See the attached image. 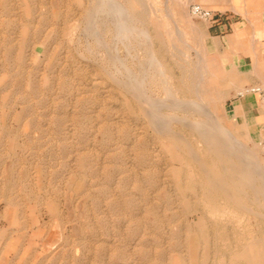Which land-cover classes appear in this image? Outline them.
Returning <instances> with one entry per match:
<instances>
[{"label": "rangeland", "instance_id": "1", "mask_svg": "<svg viewBox=\"0 0 264 264\" xmlns=\"http://www.w3.org/2000/svg\"><path fill=\"white\" fill-rule=\"evenodd\" d=\"M142 1L137 26L150 30L177 98L200 96L264 167V138L254 142L224 109L235 93L232 53L223 57L209 22L191 14L199 2ZM94 5L0 0V226L16 229L17 256L32 264H264V196L231 181L226 192L217 184L205 193L206 171L227 177L222 161L179 117L213 125L191 106H161L177 117L165 125L143 111L131 86L151 70L143 66L150 47L114 36L111 16ZM150 74L147 96L163 99L162 78Z\"/></svg>", "mask_w": 264, "mask_h": 264}, {"label": "bare ground", "instance_id": "2", "mask_svg": "<svg viewBox=\"0 0 264 264\" xmlns=\"http://www.w3.org/2000/svg\"><path fill=\"white\" fill-rule=\"evenodd\" d=\"M144 3L145 2H143L142 0H96V5H94V7H95L94 12H97V11L103 12L104 11V14L108 13L109 16H111V18L113 20L112 22L114 23L113 27L115 29L114 36H117V37L119 36V38L123 39L126 42H130L131 40H133V41L137 42L136 43L137 45H138V43L139 44L142 43V45H144V46L146 45V46L150 47V49L148 50V54L146 56V59L144 60L145 63L143 66H147V67L151 68V70L150 71L146 70L142 66V68H143L142 75L139 76L138 79H136V85H133L135 83L132 84V82H131V84L133 85L131 87H133V89L135 91L134 92L135 96L137 97L139 104L141 103V107H142L143 111L146 114L153 116V118H155L159 123H162V124H163V122L173 121L174 119L177 118L174 116L175 113L174 114L173 113H162L163 111L160 109V107L163 105H168V106H172V107L176 106V107H181V108L184 107L185 109H188V107L191 106L190 108H192L194 111H197L198 113L204 114L207 117V119L210 121V124L213 126L203 125V123L198 122L199 119H192L191 120L190 118H187L186 116L179 117V120H180V122H182V124L184 123V125L186 124V125L192 127L194 130H196L195 132L197 135H199L201 137V139H202L201 141H203V143L207 144L208 147L210 148V150L213 151L215 157L217 156V158L221 159V161H222V168L224 169L223 171L225 173V177L226 176L227 177L223 179L224 175L222 177L220 176L222 178V180L220 182H218L217 178L213 177L209 171H206L207 176L204 180L205 181L204 182L205 189H206L205 193H211L213 191V188L216 187L215 185H217V184L226 192L227 188L225 185L229 181H231L230 184L232 183L233 186L234 185L235 186L236 185L237 186L253 185L254 186L253 194H260V195L264 196V183H262L261 186L259 185L260 187H257V185L255 186V184H254V180H255L254 177L256 175L261 177L262 178L261 180H264V167L259 163L258 158L255 155V152H253L247 145L241 143L238 139L239 136L237 134H235L234 132H232L230 129H228L226 127H222L220 120L217 117H215V115L211 112L210 108L207 106L206 102L202 101L200 96L198 97L199 100H193V99L192 100H190V99L181 100V99L177 98V94L175 93V91L173 90L171 85H169V81L167 79V75L163 69L161 61L158 59L155 51L151 48L153 43H152V34H151L150 30L147 27H145L144 24L141 22H140L141 24H139V25H141V27L137 26L138 21L136 18V16H137L136 14H137V12L140 11V10H138L139 7H141V10L143 9ZM101 9H102V11H101ZM151 9H152V6H151ZM91 14H94V15L93 16L90 15L91 19H93V21L90 22V25H89V28H91L90 33L92 32V34L94 33L96 35L97 29L95 28V30H94L93 27L95 25V21H96L97 16H95L96 13H91ZM140 14H141V12H140ZM105 16H107V15L105 14ZM176 24L177 23H174V24L171 23V26H173V28L175 26L176 30L175 31L173 30V31L176 34V36H178L177 38L181 40V36H182L183 32L181 29H178ZM86 28H88V27H86ZM89 28H88V30H89ZM95 38H97V37L95 36ZM173 44L174 43H172V46H173ZM107 47H108V45H107ZM173 47L176 50L180 49V48L175 47V46H173ZM114 48H115V46H114ZM108 50H110V53H111V48H109ZM116 50H117V48L114 51L116 52ZM115 57H116V55H115ZM119 58L120 57H118L117 59H119ZM114 60H113V62H114ZM120 60L122 62V59H119V61L118 60H116V61L120 62ZM130 72H133V71L131 70ZM153 72H156V74L162 78L163 87L165 90V97L163 99L161 97H160L161 99H155V98L153 99L152 97L151 98L148 97L146 94L147 87L145 85V81L148 79L149 76H150V78L152 77V74H150V73H153ZM199 72H201V71L199 70ZM92 73H94V72H92ZM133 73H130V74L132 75ZM199 75H201V74H199ZM127 76L129 78V74ZM133 76H134V74H133ZM128 78H127V80H128ZM200 78H202V76H200ZM92 81H93V79H92ZM133 81H134V79H133ZM128 82H130V81L128 80ZM195 82H198V81H195ZM258 85L262 86L261 84H258ZM194 87H195V85H194ZM256 88H258V86L246 88V87H243L241 85V86H237V92L244 93V92H248V91H256L260 94L261 100L264 102V99L261 96V92L257 91ZM259 90H261V89H259ZM166 102H168V104H166ZM208 105H210V104H208ZM160 110L162 112H160ZM243 123H244V121H243ZM165 124H163V125H165ZM220 127L222 129H219L220 132H218V128H220ZM252 137H253L252 140L255 142L256 140H258L259 135L256 134ZM176 138H178V137H176ZM213 164H214V162H213ZM219 186H217V187H219ZM241 190H243V189H241ZM239 192H241V191L239 190ZM205 196L207 198L209 197V195H207V194ZM259 200L257 198V201H259ZM231 201H233V200L231 199ZM236 201H238V199Z\"/></svg>", "mask_w": 264, "mask_h": 264}, {"label": "crops", "instance_id": "3", "mask_svg": "<svg viewBox=\"0 0 264 264\" xmlns=\"http://www.w3.org/2000/svg\"><path fill=\"white\" fill-rule=\"evenodd\" d=\"M197 1L206 8L227 14L225 20L209 22L207 27L209 33H214L209 38L221 42L222 56L229 57L228 52L232 53V60L226 62L229 67L226 72L236 75L233 79L235 81H232L235 93L231 98L229 97L230 107L227 108L225 102L224 109L228 111V115L235 118L236 123L244 128L246 133L250 136L258 134L259 139H262L264 138V102L258 92H237L236 86L261 84L262 86H256L264 91V0ZM228 25L232 27V33L223 32ZM1 150L0 153L6 152ZM15 234V228L0 226V264H32V258L17 256Z\"/></svg>", "mask_w": 264, "mask_h": 264}, {"label": "built area", "instance_id": "4", "mask_svg": "<svg viewBox=\"0 0 264 264\" xmlns=\"http://www.w3.org/2000/svg\"><path fill=\"white\" fill-rule=\"evenodd\" d=\"M190 12L193 16L211 23L225 20L227 17V14L225 12L206 8L199 3L190 5ZM256 90L261 92V96L264 99V91L259 90L258 88H256Z\"/></svg>", "mask_w": 264, "mask_h": 264}]
</instances>
